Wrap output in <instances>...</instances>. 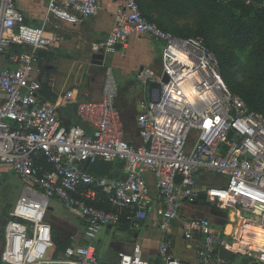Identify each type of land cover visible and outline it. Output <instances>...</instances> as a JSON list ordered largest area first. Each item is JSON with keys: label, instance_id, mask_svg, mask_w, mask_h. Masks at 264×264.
<instances>
[{"label": "built area", "instance_id": "obj_1", "mask_svg": "<svg viewBox=\"0 0 264 264\" xmlns=\"http://www.w3.org/2000/svg\"><path fill=\"white\" fill-rule=\"evenodd\" d=\"M238 1L264 11V0ZM115 2L107 42L91 45L93 55L105 56L101 100L79 102V123L66 128L57 106L40 104L41 82L31 79L40 52L63 44L64 36L29 27L16 0H0V65L13 45L28 48L11 59V67L0 66V186L8 172L25 183L4 231L2 264H105L93 243L66 246L47 259L58 249L47 221L50 202L58 200L79 215L90 241L123 220L137 231L152 202L146 174L154 176L159 191L157 217L164 234L159 264H184L172 253L169 231L174 221L195 249V262L188 264H232L235 257L243 259L241 264H264V116L230 90L204 38L185 39L165 31L143 14L137 0ZM217 2L228 5L233 0ZM101 13L100 0H50L45 23L59 20L76 26ZM134 37L154 41L162 60L161 77L145 69L136 76L150 97L143 100L137 118L139 145L126 140L119 81L115 68L106 63L108 55L128 49ZM151 82L159 83L161 91H150ZM72 96L65 95L66 104ZM99 161L122 162L126 177L92 174L89 167ZM203 173L223 176L227 184L202 192L198 177ZM202 193L205 204L235 213L236 221L228 216L218 229L206 217L183 214L185 205L202 202ZM222 251L232 258L224 260ZM117 264L150 262L136 244L131 253L119 254Z\"/></svg>", "mask_w": 264, "mask_h": 264}, {"label": "crops", "instance_id": "obj_2", "mask_svg": "<svg viewBox=\"0 0 264 264\" xmlns=\"http://www.w3.org/2000/svg\"><path fill=\"white\" fill-rule=\"evenodd\" d=\"M49 1L16 0V5L23 14L26 25L32 28L45 27L50 32L62 34L65 38V42L58 47L40 52V64L37 72L31 75V79L39 80L43 86L38 93L40 104L57 106L63 126L70 128L79 123L76 116V107L79 102L101 100L105 68L92 64L91 45L107 42L114 26L113 12L116 2L115 0H100L102 13L99 17L82 20L79 25L73 26L59 20H52L50 24L45 23V13ZM149 45L160 50V47H157L155 42L148 37L142 39L134 37L129 41L128 49H120L118 53L108 55L106 58V63L112 65L115 68L116 75L120 76L121 81L120 79L118 81L121 94L118 106L124 114L123 118L132 119L133 117L132 123L136 133L135 142L138 144L141 143V139L137 128V118L141 113L143 100H149L150 98L149 92L143 88H135L132 83L125 87L124 80L133 72L138 73L141 71L134 70L128 59L132 60L139 57L141 60L155 61L150 52L153 48L149 50ZM13 46L10 49V54L2 57V68L11 67V59L16 56L13 55ZM16 49H21L22 52L26 50L25 47L20 45ZM139 85L142 87L140 83ZM68 92H73L70 104H66L64 100ZM89 171L108 179L122 180L126 177L125 166L120 161H99L97 164L90 166ZM9 173L11 172L7 174ZM145 178L151 189L152 202L148 209V219L139 223L140 226L137 231H132L127 226H124L122 230L107 227L108 229H103L94 241H89L85 238L83 219L66 209L58 200H51L56 207L64 206L65 208V212L62 213L57 223L49 222L57 235L58 241L66 246L93 243L97 248L101 261L105 264H117L120 253H131L134 246L139 244L143 248L145 259L150 264H159L161 260L159 245L164 235L159 229L161 219L157 217L159 191L154 176L146 174ZM226 184L227 179L217 174L203 173L198 177V185L202 192L208 188L223 187ZM51 202L49 211H54ZM183 214L191 217H206L215 226L219 227L225 221H228V216H230V221L231 218L236 221L234 213L222 211L201 202L195 206L185 205ZM231 231L232 227H229V232ZM169 232L173 239V255L184 264L195 262V249L189 248L185 242L180 230V222H171Z\"/></svg>", "mask_w": 264, "mask_h": 264}, {"label": "rangeland", "instance_id": "obj_3", "mask_svg": "<svg viewBox=\"0 0 264 264\" xmlns=\"http://www.w3.org/2000/svg\"><path fill=\"white\" fill-rule=\"evenodd\" d=\"M214 1L215 0H175L168 10L169 14H164L162 9L157 8L155 10H150V15L158 26H162L164 30L177 37L183 34L189 36V38H203V36H200V28L204 22H207L213 30V36H211V51L213 52L215 47H219L221 52L238 59L240 67H238V69L237 67L233 69L232 72H235L232 75L233 80L246 87H255L259 80L255 74V68L250 66L253 46L247 49L237 47L235 41L231 38V34L225 31L224 23L212 22L211 18L213 17L210 15V7L208 4H212ZM235 13L239 14V11L235 10ZM148 48L149 50L153 48L150 52L155 59L154 62L141 60L139 57L133 58L132 60L128 59V61H130V65H133L134 70H149L155 77L159 78L162 74L160 50L152 45H149ZM7 54H10V51ZM2 65L3 63H1L0 66L2 67ZM134 73L135 72L126 77L124 85L128 87V84L132 83L135 88L141 89L142 87H140L139 82L137 83V73ZM117 78L120 79L118 74ZM238 96L241 97L240 95ZM3 178L4 182L0 186V231L4 226L6 228L5 224L7 220L9 221L8 217L14 210L25 188V183L13 172L5 175ZM51 206L54 208V211L48 212L47 221L50 223H57L62 213L65 212V208L64 206L56 207L53 201L51 202ZM216 227L218 229L221 228L219 226ZM2 243V239H0V246ZM59 252H61L60 247L48 254L49 257L47 259H54L60 254ZM242 261V258L235 257L232 260V264H241Z\"/></svg>", "mask_w": 264, "mask_h": 264}, {"label": "trees", "instance_id": "obj_4", "mask_svg": "<svg viewBox=\"0 0 264 264\" xmlns=\"http://www.w3.org/2000/svg\"><path fill=\"white\" fill-rule=\"evenodd\" d=\"M137 1L140 5L143 14L150 21L154 22L153 17H151L150 15V10L160 8L163 10L164 14H169L168 10L171 8V4L174 3L175 0ZM208 5L210 7V15H212L213 17H210L212 22L216 21L220 23L222 22V24L224 23L223 25L225 31L231 34V38L235 41L237 47L241 49H247L252 48L251 46H253L250 66L255 68V74L257 76V79L259 80L255 87H246L233 80L232 75L233 73H235L232 72L233 69L235 67H237V69L238 67H240L238 59L234 58L231 55H227L224 52H221L219 47H215L213 52L217 57L222 77L227 86L230 88V90L234 94L240 95L251 111L262 114L264 116V11L260 9H255L253 7L245 6L238 0H233V2L228 5L220 4L217 2V0H215L212 4ZM235 10L239 11V14H236ZM161 28L164 29L162 26ZM200 36H203V38L206 40L207 46L211 48V36H213V30L207 22H204L202 27L200 28ZM178 37L185 39L189 38V36H185L183 34L179 35ZM17 47H19V45L13 46V55H18L22 52L21 49H16ZM26 51H28V48H26V50H23V52ZM132 119H126V117L124 118L126 128V140L131 145H139L140 143L138 144L135 142L136 133L133 128ZM96 205L100 208L106 207V204L103 203H99ZM8 219H10V216L8 217ZM124 226H127V224H125V220H123L121 225L118 227L108 228L122 230ZM4 228L5 226L0 231V239H2L3 242L0 246V264H2L1 253L4 248ZM53 233L55 245L60 247L61 251H63L66 245L59 242L57 239V235L54 231Z\"/></svg>", "mask_w": 264, "mask_h": 264}, {"label": "water", "instance_id": "obj_5", "mask_svg": "<svg viewBox=\"0 0 264 264\" xmlns=\"http://www.w3.org/2000/svg\"><path fill=\"white\" fill-rule=\"evenodd\" d=\"M104 60H105V56L104 54H94L92 56V64L94 66H99V67H103L104 66ZM163 81L165 83H167L169 81V78L167 75H165L163 77ZM149 90L150 91H153V90H158L159 92L161 91V85L157 82H151L150 85H149ZM44 105V104H43ZM87 167H88V164H87ZM87 169V168H86ZM200 199L202 200V204H205L204 200L206 199V193H202L201 196H200ZM233 214V213H232ZM221 257L226 260V261H229L231 258H232V254L230 253H227L225 251H222L221 253Z\"/></svg>", "mask_w": 264, "mask_h": 264}, {"label": "bare ground", "instance_id": "obj_6", "mask_svg": "<svg viewBox=\"0 0 264 264\" xmlns=\"http://www.w3.org/2000/svg\"><path fill=\"white\" fill-rule=\"evenodd\" d=\"M234 216H235V219H236V215H235V213H234Z\"/></svg>", "mask_w": 264, "mask_h": 264}]
</instances>
